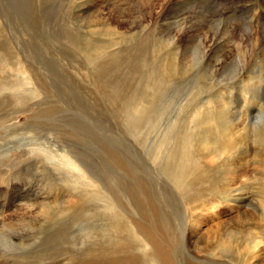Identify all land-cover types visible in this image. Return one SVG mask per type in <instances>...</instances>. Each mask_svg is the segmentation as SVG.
I'll return each instance as SVG.
<instances>
[{
	"label": "rangeland",
	"instance_id": "1",
	"mask_svg": "<svg viewBox=\"0 0 264 264\" xmlns=\"http://www.w3.org/2000/svg\"><path fill=\"white\" fill-rule=\"evenodd\" d=\"M263 135L264 0H0V264H264Z\"/></svg>",
	"mask_w": 264,
	"mask_h": 264
},
{
	"label": "bare ground",
	"instance_id": "2",
	"mask_svg": "<svg viewBox=\"0 0 264 264\" xmlns=\"http://www.w3.org/2000/svg\"><path fill=\"white\" fill-rule=\"evenodd\" d=\"M132 1H134V0H132ZM179 1V0H178ZM186 1V0H185ZM206 1V0H205ZM184 2V1H183ZM182 2V3H183ZM181 3V2H180ZM181 3V4H182ZM202 3V2H201ZM180 4V5H181ZM186 4V3H185ZM184 4V5H185ZM191 5V4H190ZM192 5H194V4H192ZM191 5V6H192ZM205 5V4H204ZM197 6V5H196ZM199 6H200V4H199ZM207 6V5H206ZM187 7V6H186ZM201 7H203V6H201ZM180 8H182V7H180ZM197 8V7H196ZM205 8V7H204ZM177 9V8H176ZM199 9H200V7H199ZM178 10V9H177ZM181 10V9H180ZM190 10V9H189ZM196 10H198V9H196ZM183 11V10H182ZM194 11H195V9H194ZM193 11V12H194ZM199 11V10H198ZM215 11V10H214ZM186 12V11H185ZM202 12V11H201ZM178 13V12H177ZM192 13V12H191ZM190 13V14H191ZM195 13H197V12H195ZM203 13V12H202ZM201 13V14H202ZM209 13V12H208ZM179 14V13H178ZM200 14V15H201ZM192 15H194V14H192ZM191 15V16H192ZM199 15V14H198ZM209 15V14H208ZM214 15H215V13H214ZM213 15V16H214ZM220 15H222V14H220ZM225 15V14H224ZM175 16V15H174ZM178 16V15H177ZM203 16H206V14H204ZM101 17V16H100ZM170 17H171V15H170ZM187 17V16H186ZM223 17V16H222ZM171 18H173V17H171ZM193 18V17H192ZM230 18V17H229ZM95 19V18H94ZM200 19V18H199ZM204 19V18H203ZM215 19V18H214ZM223 19V18H222ZM171 20V19H170ZM185 21H186V19H184ZM189 20V19H188ZM194 20V19H193ZM196 20V19H195ZM195 20H194V22H195ZM213 20V19H212ZM228 20V19H227ZM231 20V19H230ZM121 21V20H120ZM181 21H183V20H181ZM180 21V22H181ZM191 21V20H190ZM103 22V21H102ZM197 22V21H196ZM199 22H200V24H201V22L203 23V21H201V19L199 20ZM198 22V23H199ZM208 22V21H207ZM106 23V22H105ZM171 23H173V22H171L170 21V23L169 24H171ZM182 23V22H181ZM185 23V22H184ZM227 23H229V22H227ZM101 24H103V23H101ZM178 24V23H177ZM189 24V23H188ZM192 24V23H191ZM199 24V27H201V25ZM205 24V23H204ZM140 25H142V24H140ZM168 25V24H167ZM174 25V24H173ZM173 25H172V27H173ZM187 25V24H186ZM195 25V24H194ZM203 25V24H202ZM176 26V25H175ZM116 27V26H115ZM143 27V26H142ZM142 27L140 28V29H142ZM188 27V26H187ZM205 27V26H204ZM218 27V26H217ZM133 28V27H132ZM157 28H159L158 27V25H157ZM169 28V27H168ZM184 28V27H183ZM202 28V27H201ZM224 28V27H223ZM117 29V28H116ZM133 29H135V28H133ZM188 29V28H187ZM176 30V29H175ZM181 30H183V29H181ZM184 30H185V28H184ZM161 31V30H160ZM162 32V31H161ZM167 32V31H166ZM211 32V31H210ZM199 33V32H198ZM197 34V33H196ZM181 35V34H180ZM161 36V35H160ZM196 36V35H195ZM199 36V35H198ZM129 37V36H128ZM162 37V36H161ZM166 37V36H165ZM168 37V36H167ZM174 37V36H173ZM189 37H191V36H189ZM203 37V36H202ZM215 37V36H214ZM183 38V37H182ZM181 38V39H182ZM164 39V38H163ZM162 39V40H163ZM173 39V38H172ZM176 39V38H175ZM181 39H179L180 41H181ZM194 39V38H193ZM224 39V38H223ZM226 39V38H225ZM144 40V39H143ZM161 40V39H160ZM165 40V39H164ZM190 40V39H189ZM203 40V39H202ZM205 40V39H204ZM208 40H209V38H208ZM248 40H249V38H248ZM156 41H157V38H156ZM178 41V40H177ZM214 41V40H213ZM250 41V40H249ZM248 41V42H249ZM157 42H159V41H157ZM166 42V41H165ZM174 42H176V41H174ZM204 42H206V41H204ZM208 42V41H207ZM216 42V41H215ZM246 42V41H245ZM167 43V42H166ZM178 43V42H177ZM195 43V42H194ZM202 43V42H201ZM214 43V42H213ZM153 44V43H152ZM158 44V43H157ZM160 44H161V41H160ZM159 44V45H160ZM173 44V43H172ZM179 44V43H178ZM219 44V43H218ZM247 44V43H246ZM250 44V43H249ZM252 44V43H251ZM155 45V44H154ZM180 45V44H179ZM248 45V44H247ZM161 46V45H160ZM223 46H224V44H223ZM167 47H169V46H167ZM166 47V48H167ZM182 47V46H181ZM202 47V46H201ZM207 47V46H206ZM221 47V46H220ZM254 47V46H253ZM173 48V47H172ZM171 48V49H172ZM177 48V47H176ZM175 48V49H176ZM188 48V47H187ZM203 48V47H202ZM204 48H205V46H204ZM211 48V47H210ZM213 48H214V45H213ZM174 49V50H175ZM199 49V48H198ZM208 49V48H207ZM168 50V49H167ZM169 50H170V48H169ZM200 50H201V48H200ZM214 50H216V49H214ZM213 50V51H214ZM220 50V49H219ZM253 50V49H252ZM166 51V50H165ZM177 51H179V50H177ZM210 51V50H209ZM223 51V50H222ZM169 52V51H168ZM176 52V51H175ZM186 52V51H185ZM212 52V51H211ZM211 52H209V53H211ZM208 53V54H209ZM214 54L216 53V52H213ZM246 53V52H245ZM172 54V52H170V55ZM178 54V53H177ZM217 54V53H216ZM158 55V54H157ZM126 56V55H125ZM168 56V55H167ZM177 56H180V55H177ZM185 56V55H184ZM186 56H187V53H186ZM200 56V55H199ZM204 56H205V54H204ZM210 56V55H209ZM242 56V55H241ZM141 57V56H140ZM181 57V56H180ZM183 58V57H182ZM174 59V58H173ZM180 59V58H179ZM204 59V58H203ZM182 60V59H181ZM188 62V61H187ZM218 62V61H217ZM178 63V62H177ZM210 63V62H209ZM219 63V62H218ZM188 64H190V63H188ZM187 64V65H188ZM211 64H213V63H211ZM186 65V64H185ZM203 65V64H202ZM195 66V65H194ZM214 67V66H213ZM149 68V67H148ZM156 68V67H155ZM154 68V69H155ZM171 68V67H170ZM197 69H198V66L196 67ZM195 68V70H197ZM180 69V67L176 70V71H178ZM183 69V68H182ZM182 69H181V71H182ZM214 69H215V67H214ZM184 70V69H183ZM194 70V69H193ZM195 70H194V72H195ZM174 71V70H173ZM172 71V72H173ZM190 71H191V73L193 72L191 69H190ZM198 72H199V70H197ZM196 71V74L198 73ZM203 71H201L200 73H202ZM169 73H171V72H169ZM181 73V72H180ZM176 74V73H174L175 75H178V76H180L181 75V77H182V74ZM209 73V72H208ZM172 74V73H171ZM173 75V74H172ZM184 75V74H183ZM191 75V74H190ZM195 75V74H194ZM198 75V74H197ZM202 75V78H205V77H203L204 76V74L202 73L201 74ZM187 76V75H186ZM189 77V76H188ZM197 78V77H196ZM195 78V79H196ZM199 78V77H198ZM202 78H201V80H202ZM191 79V78H190ZM189 80V79H188ZM156 92H157V90H156ZM125 105V104H124ZM224 106V105H223ZM134 124V123H133ZM248 129V128H247ZM225 131V130H224ZM262 134V133H261ZM263 137H264V135H263ZM235 138V137H234ZM262 142V141H261ZM218 144V143H217ZM182 145H184L182 142H181V145H180V147L182 146ZM223 145V144H222ZM186 146V145H185ZM218 146H219V144H218ZM225 148V147H224ZM184 150H186V149H184ZM182 151V152H180V154L179 155H177V158L176 159H179V162L177 163V165H176V170L174 171L175 172V176H176V178L178 179V181L179 182H183L184 181V179H186V177H188V176H190V175H193L194 174V172L196 171V168H194L193 167V162H192V160H191V156H187L186 155V152L187 151ZM221 150H222V146H221ZM174 151V150H173ZM181 151V150H180ZM225 150H223V152H224ZM227 151V150H226ZM175 152H178V151H176L175 150ZM172 154V153H171ZM216 154V153H215ZM192 155V154H191ZM57 156V155H56ZM173 156V155H172ZM208 156V155H207ZM211 156V155H210ZM226 156V155H225ZM174 157H176V156H174ZM214 157V156H213ZM264 157V156H263ZM170 158H172L171 156H170ZM169 158V159H170ZM218 158V157H217ZM263 159V158H262ZM79 160V159H78ZM78 160H75V159H71L70 157H68V156H65L64 158H63V161H64V164L66 165V167H68L70 170H72V172H74V174L77 176V175H79V176H81L84 180H85V182H86V184H87V186H89V187H91L92 189H94V183H95V181H94V179L93 178H91V174L89 173V171H87V169H86V166L84 165V164H82V163H80ZM174 160V159H173ZM172 160V161H173ZM223 161V160H222ZM58 162V161H57ZM198 162V161H197ZM197 162H195L194 161V164L195 163H197ZM174 163V162H173ZM169 166V165H168ZM248 166V165H247ZM65 167V166H64ZM63 167V168H64ZM68 168H65V169H68ZM57 169V168H56ZM169 170V169H168ZM196 173V172H195ZM198 174H201V173H198ZM226 174V173H225ZM196 176H198V175H196ZM227 176V175H226ZM194 179V178H193ZM175 180V179H174ZM74 181V180H73ZM187 181V180H186ZM174 182V181H173ZM98 183V182H97ZM185 184V183H184ZM185 186V185H184ZM187 188V187H186ZM181 189V188H180ZM76 193V192H75ZM107 193V192H106ZM88 194V193H87ZM185 194V193H184ZM89 199L91 200V199H94V198H101V199H106V198H104L103 196H102V194H93V193H90L89 194ZM61 199H62V197H61ZM89 200V201H90ZM127 200V198L125 199V201ZM106 201V200H105ZM128 201V200H127ZM111 203V202H110ZM112 204V203H111ZM82 205H80V204H78V207H81ZM129 206V205H128ZM77 207V206H76ZM115 207V206H114ZM117 207V206H116ZM26 208H27V210H28V212L30 211L29 209H35L38 213H40L41 214V217L40 218H42V216L43 217H45V214L49 217V216H55V214H57L58 215V213L60 214V215H63L64 213H70V214H73V212H75V210L73 211H71L70 210V212H62V210H59L58 209V211H56V210H54L52 207H49L48 206V203H42V204H36V205H26ZM103 208V207H102ZM64 209V208H63ZM131 209V208H130ZM105 210V209H104ZM101 212V211H100ZM125 212V211H124ZM50 217V219H52ZM58 217H59V215H58ZM61 218V217H60ZM59 218V219H60ZM36 219V218H35ZM47 220H48V218H46ZM61 219H63V218H61ZM44 221H45V218H44ZM58 221V220H57ZM33 222H32V220H30V221H28L26 224H27V227H26V229H21L20 227L21 226H23L24 225V221H19L18 222V224H17V226H13L12 227V232H8L7 231V233H8V236H7V234H6V238L5 239H1L0 240V243H1V245H0V254L3 252V253H6V252H12V253H15V252H18V251H21V250H25V249H27V247H28V244H29V241H30V238L31 237H33V235H31L30 236V234H31V232L32 231H28L29 229L30 230H33L35 227H33V226H35V225H31ZM37 223V222H36ZM39 223V222H38ZM57 224H59V221L57 222ZM2 225V224H1ZM40 225V224H39ZM50 225V224H49ZM46 225L44 224V227H45ZM57 226V225H56ZM47 227V226H46ZM198 227V226H197ZM38 228H39V226H38ZM37 227H36V229H37V231H41V232H44V231H42V230H39ZM50 228V227H49ZM35 229V230H36ZM45 230V229H44ZM135 235H137L138 236V239H139V234H138V232L136 231V230H134V236ZM90 236V235H89ZM90 238V237H89ZM32 239H34V238H32ZM140 240V239H139ZM141 241V240H140ZM91 242V241H90ZM78 246V245H77ZM142 246V245H141ZM37 247V246H36ZM90 248V247H89ZM85 250V249H84ZM86 252V251H85ZM211 252V251H210ZM83 255V254H82ZM76 256V255H75ZM75 256H74V254H72V257H73V259L75 258ZM75 260H76V258H75ZM79 263V262H78ZM77 263V264H78ZM151 264H154V262L152 261V263Z\"/></svg>",
	"mask_w": 264,
	"mask_h": 264
}]
</instances>
